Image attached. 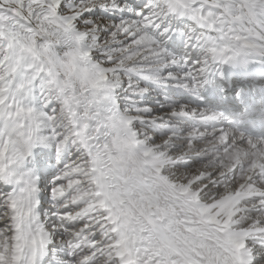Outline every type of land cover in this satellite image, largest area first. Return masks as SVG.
<instances>
[{"label": "snow or ice", "instance_id": "6c2138e0", "mask_svg": "<svg viewBox=\"0 0 264 264\" xmlns=\"http://www.w3.org/2000/svg\"><path fill=\"white\" fill-rule=\"evenodd\" d=\"M0 264H264V0H0Z\"/></svg>", "mask_w": 264, "mask_h": 264}]
</instances>
